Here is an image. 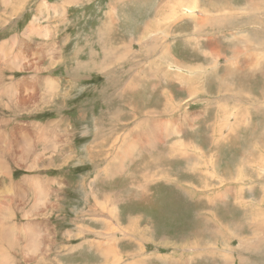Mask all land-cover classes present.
<instances>
[{
    "label": "rangeland",
    "instance_id": "374dc122",
    "mask_svg": "<svg viewBox=\"0 0 264 264\" xmlns=\"http://www.w3.org/2000/svg\"><path fill=\"white\" fill-rule=\"evenodd\" d=\"M0 5V46H8L0 59V264H122L123 250L124 264H264V234L255 233L264 231V72L254 60H264V0ZM200 21L208 26L197 29ZM26 41L33 44L28 52L20 48ZM15 55L24 69L9 67ZM22 94L35 99L22 102ZM218 124L225 126L215 135ZM65 127L71 141L61 147ZM177 141L182 156H170ZM26 143L34 148L29 154ZM129 144L135 148L123 174H111ZM14 154L23 158L16 162ZM256 235L263 246L255 252ZM196 237L206 244L171 245Z\"/></svg>",
    "mask_w": 264,
    "mask_h": 264
},
{
    "label": "bare ground",
    "instance_id": "6f19581e",
    "mask_svg": "<svg viewBox=\"0 0 264 264\" xmlns=\"http://www.w3.org/2000/svg\"><path fill=\"white\" fill-rule=\"evenodd\" d=\"M6 1V0H5ZM206 2V1H205ZM211 2V1H210ZM213 2V1H212ZM117 3V2H116ZM214 4L216 3V5H218V1H216V2H213ZM213 3H212V5H213ZM2 4V3H1ZM208 4V3H207ZM46 5V4H45ZM211 5V6H212ZM215 5V6H216ZM1 6V5H0ZM47 7H49V8H53V6H51V5H46ZM44 7V6H43ZM213 7V6H212ZM216 9V8H215ZM214 9V10H215ZM51 11V10H50ZM217 12V11H216ZM39 17V16H38ZM40 18V17H39ZM38 19V18H37ZM212 19V21H213V23L211 24L212 26H216L218 23H219V21H220V19L218 18V17H216V18H211ZM39 21V20H38ZM207 21V20H206ZM210 23H211V20L209 21ZM41 24V23H40ZM214 24V25H213ZM207 24H205V23H202L201 21L200 22H197V29H204V27L206 26ZM208 26V25H207ZM37 28V27H36ZM39 28H42L41 26L39 27ZM38 29V28H37ZM29 31V30H28ZM30 32H33V31H30ZM29 32V33H30ZM45 32V31H44ZM48 31H46V33H47ZM38 34V33H37ZM47 35V34H46ZM32 36V35H31ZM48 36V35H47ZM30 37V36H29ZM34 37V36H33ZM32 37V38H33ZM21 38V37H20ZM18 40H19V38H18ZM24 40H26V39H24ZM18 42V41H17ZM19 42H20V40H19ZM52 43V42H51ZM5 44L6 43H4V44H2L1 46H0V52H1V57H0V59H2V58H4L6 55H7V52H6V49H7V47L8 46H5ZM18 44V43H17ZM21 44H24V45H22V47H20L21 49H26V51L28 50V49H30V48H32L33 47V44H31V42L30 41H26V42H23V43H21ZM53 44H55L54 42H53ZM44 45V44H43ZM19 46H20V44H19ZM40 46V45H39ZM47 46V45H46ZM45 46V47H46ZM20 49V50H21ZM35 51V50H34ZM264 51V50H263ZM28 52V51H27ZM52 52V51H51ZM251 52V51H250ZM262 52V51H261ZM35 53H42V50H40V48L39 47H37V49H36V51H35ZM35 53H33V54H35ZM263 53V52H262ZM17 54H19V53H16V55ZM14 56V59H13V61H12V63L9 65V67L10 68H12V67H17L18 66V63L19 62H17V56ZM28 56H29V54H28ZM28 56H26V57H28ZM36 56V55H35ZM263 56V55H262ZM261 56V57H262ZM42 57V56H41ZM25 58V57H24ZM42 59V58H41ZM59 59V58H58ZM36 60H38V59H36ZM31 61V60H30ZM33 61V60H32ZM2 62L4 63V64H6V62H5V60H2ZM30 62H28V64H29ZM42 63V62H41ZM26 64V63H25ZM25 64H23V63H21V61H20V64H19V68L20 69H24L26 66H25ZM31 64H32V62H31ZM54 65V64H53ZM7 66V65H6ZM249 68L251 69L252 68V66H249ZM2 69L0 68V85H1V83H2V79H3V72L1 71ZM41 70V69H40ZM44 70V69H43ZM35 71V70H34ZM39 71V70H38ZM257 71V70H256ZM67 72V71H66ZM74 73V72H73ZM249 74H250V72H248ZM69 74V73H68ZM71 74V73H70ZM78 74V73H77ZM242 74V73H241ZM41 75H43V74H41ZM76 75V74H75ZM206 75V74H205ZM40 76V75H39ZM70 76V75H69ZM253 76V75H252ZM251 76V77H252ZM27 77V76H26ZM73 77H75V76H73ZM194 77V76H193ZM241 77V76H240ZM255 77V76H254ZM28 78V77H27ZM37 78V77H36ZM52 78V77H51ZM79 78L80 79H82V76H79ZM41 79V78H40ZM58 79V78H57ZM78 79V78H77ZM197 79V78H196ZM37 80H38V78H37ZM55 80V79H54ZM190 80V79H189ZM252 80V79H251ZM23 81H25V80H23ZM34 81V80H33ZM188 81V80H187ZM246 82V81H245ZM25 83H28V84H32L33 82L32 81H25ZM37 83V82H36ZM42 83H43V81H42ZM187 84V83H186ZM24 85H26V84H22V85H20V86H24ZM40 85V84H39ZM32 86V85H31ZM46 86V85H45ZM50 86H54V85H50ZM57 86V85H56ZM131 86V85H130ZM207 86V85H206ZM222 86V85H221ZM251 86V85H250ZM255 86V85H254ZM32 87H34V85L32 86ZM154 88L153 89H156L155 88V86H153ZM201 87V86H200ZM204 87H205V85H204ZM203 87V88H204ZM27 88V87H26ZM165 88V87H164ZM170 88V87H169ZM188 88V87H187ZM189 88H190V86H189ZM193 88V87H192ZM249 88V87H248ZM50 89V88H49ZM48 89V90H49ZM122 89V88H121ZM160 89H162V88H160ZM181 89V88H180ZM191 89V88H190ZM250 89V88H249ZM182 90V89H181ZM186 90V89H185ZM192 90V89H191ZM122 91H123V89H122ZM164 91H166V90H164ZM164 91H162V92H164ZM252 91V90H251ZM47 92V91H46ZM56 92H58V90L57 91H55V93ZM141 92V91H140ZM12 95H13V93H11ZM43 94V93H42ZM41 94V95H42ZM120 94V93H119ZM227 94V93H226ZM164 95V94H163ZM14 97V96H13ZM30 97V95H28V94H22V102H32V101H34V97L33 98H29ZM228 97H230V96H228ZM7 98L9 99V97H8V95H7ZM19 98H20V96H17V97H15V100H14V102H19ZM227 98V97H226ZM41 99V98H40ZM223 99V98H222ZM231 99H232V97H231ZM167 103H168V99H167ZM156 104V103H155ZM220 105V104H219ZM155 106V105H154ZM222 106V105H221ZM176 107V106H175ZM179 106H177V108H178ZM171 108H172V106H171ZM177 108H175V109H177ZM169 109H170V107H169ZM169 109H167V111H163V113H167V114H169V115H171V112L170 111H172V110H169ZM174 109V108H173ZM174 109V110H175ZM166 110V109H165ZM177 111V110H176ZM219 111H224V106H222L221 107V109H220V106H219ZM181 112V111H180ZM153 113H155V112H153ZM173 113V112H172ZM175 113V112H174ZM150 115V114H149ZM191 115V113L190 112H188V113H186L185 114V116L184 117H186V118H188L189 116ZM181 116V115H180ZM160 117H161V111H159V112H156V119L157 120H160ZM183 117V116H182ZM154 118V117H153ZM156 119H154V120H149V119H145V123H149V122H153L154 123V121L156 122ZM163 119H166V118H162V120ZM168 119L169 120H174V121H179V120H177L176 118H169L168 117ZM162 120H160V122L162 121ZM143 122V123H144ZM166 122H169L168 120L166 121ZM175 122V123H176ZM175 123L174 124H172V125H175ZM178 123V122H177ZM233 124H235V123H233ZM236 125H238L237 123H236ZM146 126V125H145ZM153 126H154V124H153ZM224 124H218L216 127H215V135H217V133L219 132V131H221L222 132V127L224 128ZM135 127H136V125H135ZM155 127V126H154ZM159 127V126H158ZM234 127V126H233ZM46 129H47V127H45ZM180 128H182V126H178V129H180ZM231 129V128H230ZM235 129V128H234ZM22 130V127H20V131ZM24 130H25V128H24ZM63 130H65V133H64V135L62 136L61 134H59L58 136H62V139L60 140V146L62 147V144L64 143L63 141H71V135H70V128L69 127H65ZM20 131H17V132H20ZM57 131V130H56ZM174 131H176V130H168L167 132V135L169 136V135H172V134H174L175 132ZM234 131V130H233ZM232 131V132H233ZM16 132V133H17ZM25 132V131H24ZM130 132H132V131H130ZM57 133V132H56ZM146 133V132H145ZM18 134V133H17ZM34 134V133H33ZM41 134V133H40ZM223 134V133H222ZM19 136V135H18ZM21 136H22V134H21ZM42 136V135H41ZM57 136V137H58ZM14 137H16V135H14ZM56 137V136H55ZM67 137V138H66ZM216 137V136H215ZM22 138V137H21ZM49 138V137H48ZM51 138H52V136H51ZM50 138V139H51ZM59 138V137H58ZM15 139V138H14ZM34 139H36V138H34ZM43 140H44V138H42ZM53 139V138H52ZM55 139V138H54ZM57 139V138H56ZM19 140H21L20 138H19ZM63 140V141H62ZM15 141V140H14ZM22 141V140H21ZM26 141V140H25ZM37 141H38V139H37ZM101 141V140H100ZM32 142V141H31ZM2 143V142H1ZM20 143V142H19ZM25 143V142H24ZM28 144H29V142H27ZM26 143V147H27V149L26 150H24V152H23V154L24 153H30V150L32 151V150H34V148H31L32 146H29L28 144ZM34 143H36V141L34 142ZM50 143V142H49ZM52 143V142H51ZM95 143V142H94ZM22 144V143H21ZM20 144V145H21ZM31 144V143H30ZM53 144V143H52ZM3 145V144H2ZM5 145H7L6 143H5ZM9 145V144H8ZM23 145V144H22ZM25 145V144H24ZM46 145V144H45ZM58 145V144H57ZM97 145V144H96ZM103 145V144H102ZM128 145V144H127ZM130 145V144H129ZM0 146H1V144H0ZM47 146V145H46ZM64 146V145H63ZM179 146H182V143L181 142H175L174 143V148H173V152L170 154V156H172V155H177V156H182V152H180V151H177L176 149H177V147H179ZM22 147V146H21ZM99 147V146H98ZM217 147V146H216ZM234 147H235V145H234ZM49 148V147H48ZM106 148V147H105ZM114 148V147H113ZM134 148H135V145H130L129 147H127V148H125V150L129 153V152H131V151H133L134 150ZM14 149V148H13ZM25 149V148H24ZM50 149V148H49ZM101 149V148H100ZM104 149V148H103ZM18 150H19V148H18ZM17 150V151H18ZM56 150V149H55ZM102 150V149H101ZM107 150V149H106ZM46 151V150H45ZM53 151V150H52ZM56 152V151H55ZM63 152V151H62ZM102 152V151H101ZM2 154H10L11 155V151H5V152H1ZM16 153V152H15ZM19 153H21V151H19ZM95 153V152H94ZM22 154V155H23ZM39 154V153H38ZM57 154V153H56ZM60 154V153H59ZM68 154V153H67ZM15 156H14V158H16L15 159V161L17 162V161H19L20 160V158H23V156L22 155H19V156H16V154H14ZM33 155V154H32ZM41 155V154H40ZM51 155V154H50ZM53 155V154H52ZM98 155V154H97ZM26 156V155H25ZM3 157H5V155H3ZM39 157V156H38ZM54 157V156H53ZM103 157V156H102ZM104 158V157H103ZM127 158H131V154L129 153L127 156H123L122 157V159H121V164H119V166H117V168L116 169H114L113 171H111L112 173L111 174H118V173H122L123 174V170H124V161L127 159ZM53 159V158H52ZM103 160V159H102ZM115 160V159H114ZM14 161V160H13ZM50 161H53V160H50ZM9 162H11V161H9ZM21 163L23 162V161H20ZM253 162V161H252ZM260 162L262 163L263 161L262 160H260ZM6 162H4V160L2 159V165L4 164L6 167H7V165L5 164ZM100 163H101V161H100ZM44 164V163H43ZM97 165V164H96ZM36 166V165H35ZM112 166H114V165H112ZM144 166V165H143ZM263 167H264V165H262ZM3 167V166H2ZM5 168V167H4ZM100 168V167H99ZM98 168V169H99ZM106 168V167H105ZM113 168V167H112ZM138 169H139V167H138ZM147 169V168H146ZM100 170V169H99ZM102 170V169H101ZM109 170H112V169H109ZM201 170V169H200ZM206 170H207V172L210 174V175H212L213 173H215L214 171H213V173H211L210 172V170L208 169V168H206ZM209 170V171H208ZM105 171H107V169L105 170ZM104 171V172H105ZM108 172V171H107ZM204 172V171H203ZM108 174V173H107ZM122 174H121V176H122ZM145 174H146V172H145ZM168 174V173H167ZM141 175H144L143 173L141 174ZM152 175V174H151ZM151 175H150V177H151ZM1 176V175H0ZM11 176V175H10ZM95 176H98V175H95ZM106 176V175H105ZM110 176V175H109ZM132 176H134V175H132ZM111 177H113V176H111ZM110 177V178H111ZM142 177V176H141ZM227 177V176H226ZM97 178V177H96ZM107 178V177H106ZM142 178H144V177H142ZM163 178V177H162ZM200 178V177H199ZM103 179H104V177H103ZM118 179V178H117ZM116 179V180H117ZM145 179H147V178H145ZM166 179H168V178H166ZM178 179V178H177ZM98 180V179H97ZM105 181H106V179H104ZM113 180H114V178H113ZM120 180V179H119ZM132 180V179H131ZM151 180H152V178H151ZM159 180V179H158ZM171 180V179H170ZM179 180V179H178ZM12 181V180H11ZM26 181V180H25ZM137 181H138V179H137ZM141 181H143V180H141ZM167 181H169V180H167ZM176 181V180H175ZM95 182V181H94ZM112 182V181H111ZM116 182V181H115ZM120 182V181H119ZM140 182V181H139ZM152 182V181H151ZM177 182V181H176ZM184 182V181H183ZM187 182V181H186ZM129 183V182H128ZM149 183V182H148ZM171 183V182H170ZM178 183V182H177ZM17 184V183H16ZM19 184V183H18ZM33 185H35L34 183H32ZM38 184H39V182H38ZM105 184V183H104ZM112 184V183H111ZM119 184H121V183H117V185H119ZM139 184V183H138ZM140 184H141V182H140ZM142 184H143V182H142ZM151 184V183H150ZM174 184V183H173ZM179 184V183H178ZM184 184V183H183ZM191 184H193V183H191ZM9 185V184H8ZM116 185V184H115ZM132 185V184H131ZM135 185V184H134ZM159 185V184H158ZM37 186V185H36ZM40 186V185H39ZM90 186V185H89ZM95 186V185H94ZM120 186V185H119ZM12 187H13V185H12ZM38 187V186H37ZM97 187V186H96ZM101 187V186H100ZM114 187V186H113ZM149 187V186H148ZM153 187V186H152ZM157 187V186H156ZM177 187V186H176ZM114 188H116V187H114ZM9 189V188H8ZM16 188L14 187V190H15ZM93 189V191H95L94 190V188L93 187H91V190ZM133 189V188H132ZM131 189V190H132ZM16 190H21V188L20 187H18ZM34 190V189H33ZM32 190V191H33ZM114 190V189H113ZM117 189H115V191H116ZM1 192H4V190L2 189V190H0ZM44 191V190H43ZM106 191H110V190H106ZM39 192V191H38ZM55 192V191H54ZM88 192V191H87ZM101 192V191H100ZM99 192V193H100ZM132 192V191H131ZM134 192V191H133ZM156 192V191H155ZM98 193V194H99ZM128 193V192H127ZM130 193V192H129ZM128 193V194H129ZM38 194V193H37ZM93 194H95V193H93ZM101 194V193H100ZM104 194H106V193H104ZM118 194V193H117ZM131 194V193H130ZM154 194V193H153ZM36 195V194H35ZM97 195V194H96ZM111 195H113V194H111ZM133 195V194H132ZM21 196H22V194H21ZM116 196V195H115ZM125 196V195H124ZM46 197V195L44 196V198ZM97 197H99V196H97ZM110 197V196H109ZM109 197H108V199H109ZM122 197V196H121ZM129 197V196H128ZM128 197L126 196V198L128 199ZM17 198V197H16ZM43 197H41L40 199H44ZM130 198V197H129ZM132 198V197H131ZM136 198V197H135ZM26 199V198H25ZM36 199V198H35ZM34 199V200H35ZM102 199V198H101ZM107 199V198H106ZM116 199V198H115ZM115 199H113V200H115ZM119 199V198H118ZM138 199H140V198H138ZM57 200V199H56ZM59 200V199H58ZM208 200H210V198H208ZM108 201V200H107ZM109 201H111V200H109ZM108 201V202H109ZM139 201V200H138ZM0 202H2L1 201V198H0ZM100 202V201H99ZM123 202V201H122ZM132 202V201H131ZM103 203V202H102ZM111 203H113V202H111ZM110 203V204H111ZM232 203L233 204H236L237 205V202H236V200L234 199L233 201H232ZM7 204V203H6ZM40 204L42 205V204H44V202H40ZM17 205V204H16ZM92 205H93V203H92ZM92 205H90V206H92ZM96 205V204H95ZM1 206H3V204L1 205ZM0 206V207H1ZM34 206V205H33ZM105 206H106V209H105ZM126 206V205H125ZM129 206H131V205H129ZM133 206V205H132ZM131 206V208H133ZM29 207V206H28ZM32 207V206H31ZM94 207V206H93ZM114 207H115V205H114ZM113 206H112V208L113 209H111V213H112V215H113V212L115 211L116 213H118V210L116 209V208H114ZM117 207V206H116ZM38 208V207H37ZM90 208V207H89ZM96 208V207H95ZM179 208V207H178ZM188 208V207H187ZM97 209V208H96ZM126 209H128V207L126 208ZM0 210L2 211V210H4V209H1L0 208ZM12 210V209H11ZM22 210H23V207H22ZM26 210V209H25ZM44 210V209H43ZM100 210V209H99ZM107 210V205H104V211H106ZM131 210V209H130ZM6 211V210H5ZM46 211V210H45ZM27 212V211H26ZM29 212V211H28ZM32 212V211H31ZM31 212H29V213H31ZM50 212V211H49ZM91 212V211H90ZM96 212V211H95ZM98 212V211H97ZM13 213V212H12ZM11 213V214H12ZM188 213V212H187ZM45 214V213H44ZM27 215V214H26ZM205 215L206 216H209V215H211V217H212V214H208V213H205ZM95 216H96V214H95ZM99 216V215H98ZM107 216V215H106ZM106 216H104L105 218H106ZM131 216V215H130ZM129 216V217H130ZM92 217V216H91ZM103 217V216H102ZM124 217V216H123ZM132 218H134V217H132ZM1 219V218H0ZM27 219H28V217H27ZM107 219V218H106ZM28 221V220H27ZM3 222V221H2ZM32 222V221H31ZM217 222V224H219V226H220V228H221V230L222 231H224L225 230V226H223L222 224H220V222L219 221H216ZM1 223V222H0ZM10 223V222H9ZM112 223L114 224V226H116V227H118V228H116V229H118V230H120V229H122V223H121V221L119 220H115V217H113V219H112ZM133 223V222H132ZM261 223V222H260ZM10 225V224H9ZM112 225V224H111ZM184 225V224H183ZM6 226H8V225H6ZM33 226V225H32ZM77 226V225H76ZM130 226V225H129ZM182 226V225H181ZM4 227V226H3ZM11 227V226H10ZM38 227V226H37ZM81 227V226H80ZM103 227V226H102ZM131 227H132V225H131ZM50 228V227H49ZM136 228V227H135ZM176 228V227H175ZM174 228V230H176ZM177 228H180V226L178 227L177 226ZM132 229H133V227H132ZM145 229V228H144ZM183 229V228H182ZM8 230V229H7ZM10 230H12V229H10ZM40 230V229H39ZM38 230V231H39ZM104 230H105V228H104ZM103 229H102V231H104ZM41 231V230H40ZM122 231V230H121ZM181 230H179V232H180ZM222 231H220V233H218V234H216L215 236L216 237H219V236H222L224 233L222 232ZM10 233H11V231H9ZM30 232V231H29ZM97 232H99V233H101L102 234V232H100V231H97ZM139 232V231H138ZM1 233V232H0ZM32 233H34V232H32ZM44 233V232H43ZM69 233V232H68ZM73 233V232H72ZM171 233V231L169 232V234ZM182 233V232H181ZM180 233V234H181ZM214 233V232H213ZM255 233H261V234H264V231L261 229V228H257L256 230H255ZM4 234V233H3ZM6 234V233H5ZM136 234V233H135ZM172 234V233H171ZM170 234V235H171ZM22 235V234H21ZM30 236H33V234L31 235V234H29ZM105 235V234H104ZM109 235V234H108ZM115 235V234H114ZM141 235V234H140ZM172 235H174V233L172 234ZM7 236H8V234H7ZM36 236V235H35ZM46 236V235H45ZM137 236V235H136ZM177 236H178V232H177ZM180 236V235H179ZM211 236V235H210ZM1 237H2V235H1ZM6 237V236H5ZM4 237V238H5ZM16 237H17V234H16ZM113 237V236H112ZM11 238V237H10ZM13 238V237H12ZM18 238V237H17ZM32 238V237H31ZM38 238V237H37ZM102 238V237H101ZM131 238V237H130ZM136 238V237H135ZM138 238V237H137ZM201 238V237H200ZM200 238H195V240L197 241V243H190V242H182V243H177L176 241H174V242H172L171 243V245L173 246V247H183V246H191L192 244L193 245H195V246H197L198 247V245H204V244H206V242H202V241H200L201 239ZM1 239V238H0ZM36 239V238H35ZM114 239H115V237H114ZM139 239V238H138ZM141 239V238H140ZM139 239V240H140ZM145 239V238H144ZM31 240V239H30ZM63 240V239H62ZM92 240V239H91ZM104 240V239H103ZM135 240V239H134ZM11 241V240H10ZM28 241V240H27ZM27 241H26V244H27ZM33 241V240H32ZM1 242H2V240H1ZM6 242V241H5ZM14 242V241H13ZM21 242V241H20ZM30 242V241H29ZM35 242V241H34ZM45 242V241H44ZM107 242V241H106ZM113 242V241H112ZM111 242V243H112ZM143 242V241H142ZM15 243V242H14ZM18 243H19V241H18ZM68 243V242H67ZM117 243V242H116ZM137 243H138V240H137ZM13 244V243H12ZM37 244V243H36ZM35 244V245H36ZM45 244V243H44ZM8 245V244H7ZM11 244H9V246H10ZM39 245V244H38ZM46 245V244H45ZM8 246V247H9ZM14 246H16V245H14ZM19 246V245H18ZM43 247V246H42ZM94 247H95V245H94ZM114 247V246H113ZM90 248V247H89ZM119 248V247H118ZM41 249V248H40ZM188 249V248H187ZM42 250V249H41ZM7 251H8V249H7ZM98 251H100L99 250V247H98ZM116 251V250H115ZM124 251V250H123ZM123 251H121V255H122V257L124 258V253H123ZM19 252V251H18ZM18 252H17V255H18ZM21 252V251H20ZM36 252V251H35ZM40 252V251H39ZM38 252V253H39ZM43 252V251H42ZM66 252V251H65ZM118 252H119V249H118ZM7 253V252H6ZM45 254H47V251L45 252ZM105 253H103V255H104ZM116 254V253H115ZM190 254H192V253H190ZM21 255V254H20ZM35 255V254H34ZM118 255V254H117ZM120 255V256H121ZM45 256V255H44ZM97 256H102V253H99V254H97ZM115 256V255H114ZM10 257V256H9ZM21 257H22V255H21ZM21 257H19V258H21ZM118 257V256H117ZM122 257H120V258H118V260L117 261H119V262H121L122 264H124L123 263V259H122ZM7 258H8V256H7ZM11 259V258H10ZM22 259V258H21ZM1 260V259H0ZM5 260H7V259H5ZM4 260V261H5ZM23 260V259H22ZM25 260V259H24ZM31 260V259H30ZM44 260V259H43ZM40 261V260H39ZM48 261V260H47ZM100 261V260H99ZM20 262V261H19ZM80 262V261H79ZM6 263V262H5ZM10 263V262H9ZM14 263V262H13ZM12 263V264H13ZM17 263V262H16ZM36 263V262H35ZM83 263H85V262H83ZM87 263V262H86ZM91 263V262H90ZM103 263H105V262H103ZM111 263V262H110ZM109 263V264H110ZM2 264V263H1ZM8 264V263H7ZM97 264H101L100 262H98ZM114 264V263H113Z\"/></svg>",
    "mask_w": 264,
    "mask_h": 264
},
{
    "label": "crops",
    "instance_id": "0c3cea01",
    "mask_svg": "<svg viewBox=\"0 0 264 264\" xmlns=\"http://www.w3.org/2000/svg\"><path fill=\"white\" fill-rule=\"evenodd\" d=\"M262 52H264L263 50H262ZM262 52H260V53H262ZM211 53H212V51H211ZM254 60L255 61H260V64L258 65L262 70H263V72H264V60H262L261 58H257V57H255L254 58ZM249 66H252V68L251 69H249L251 72H252V70H259L258 68L257 69H254V66L253 65H249L248 64V67ZM142 92H143V97H146V98H151V97H154L155 95H152V96H150L149 95V93L150 92H148V91H145V90H142ZM255 110V112H256V108H254ZM258 112V111H257ZM261 113V111L259 112V114ZM263 115H264V113H262ZM137 197H139V196H137ZM262 241H263V239H262V237H260V236H254V239H252V241L251 242H253V247H254V250H255V252L260 248V247H262L263 245H262ZM209 247V246H208ZM207 246H204V248H208ZM210 248V247H209ZM196 250V248H193V249H186V251L188 252V253H190V252H194Z\"/></svg>",
    "mask_w": 264,
    "mask_h": 264
}]
</instances>
